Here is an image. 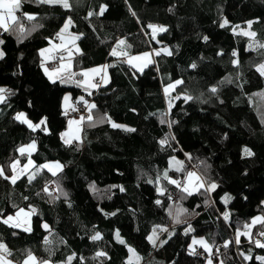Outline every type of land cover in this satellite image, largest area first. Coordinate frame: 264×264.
I'll return each instance as SVG.
<instances>
[{"label":"trees","instance_id":"obj_1","mask_svg":"<svg viewBox=\"0 0 264 264\" xmlns=\"http://www.w3.org/2000/svg\"><path fill=\"white\" fill-rule=\"evenodd\" d=\"M70 2L71 10L24 0L17 16L35 15L34 21L23 20L26 30H35L21 38L0 29V48L6 53L0 60V87L13 93L0 104V166L5 174H13L9 165L16 159L27 163L19 147L33 140L37 146L31 153L35 166L15 184L0 177V220L21 208L35 210L30 232L0 222V241L10 250L8 257L14 264H23L29 253L41 264H128L130 247L140 257L132 264H208L209 259L212 264H262L257 257H264V248L251 241L264 226L257 224L251 239L241 235L240 244H224L235 241L237 230L244 232L252 218L264 216V96L256 95L264 93V76L257 71L264 61V48L258 46L264 44V0ZM101 6H107L103 15L88 16ZM68 17L79 35L74 73L106 64L110 75L109 82L89 91L96 105L91 110L94 126L85 120L82 142L74 140L71 146L61 137L68 127L62 101L67 91L75 97L89 92L75 83L80 75L65 83L50 80L40 55L49 41L58 40L56 34ZM225 18L229 25L220 27ZM249 21L254 40L236 34L248 28ZM149 24L167 31L153 38ZM235 25L239 28L234 33ZM120 40L126 43L118 47ZM162 46L173 54L155 55L142 72L122 56L111 55L113 48L130 54ZM234 51L238 57L232 56ZM176 80L183 83L166 94L164 88ZM212 87L217 88L215 94ZM185 96L193 99L186 101ZM18 112L34 123L47 117V131H32L15 120ZM101 117L136 131L113 128ZM169 122H174L171 127ZM165 137L168 143L162 146L159 141ZM245 147L254 155L245 156ZM173 158L183 162L182 171ZM49 161L61 162L63 170L56 176L47 169L37 171ZM190 170L218 187L189 196L164 178L167 172L183 184ZM32 172L36 178L29 183ZM45 186L52 190L45 193ZM225 194L232 197L227 204ZM188 225L194 231L185 234ZM153 229L159 237L156 246L148 240ZM117 230L124 244L116 239ZM96 232L102 239L93 241ZM198 237L212 246L211 253L192 245ZM163 240L167 243L160 246ZM193 247L196 255L190 254ZM97 252L107 256L97 257Z\"/></svg>","mask_w":264,"mask_h":264},{"label":"snow or ice","instance_id":"obj_2","mask_svg":"<svg viewBox=\"0 0 264 264\" xmlns=\"http://www.w3.org/2000/svg\"><path fill=\"white\" fill-rule=\"evenodd\" d=\"M23 2H24V0H0V29H3L4 32L14 31V32L18 33L21 38H23V36L25 35L26 31H34L35 27H36V26H33L32 29L26 30L25 24L23 22L24 19H26L27 21H34L36 19L35 15L29 14V13H22V16H17V12H22V3ZM35 2L39 3V4H50V5L58 4L61 7H63L64 9H69V10H71V8L73 6L72 3L70 2V0H35ZM106 7L107 6H101L98 13L89 12L88 16H92L94 14L103 15L104 12L106 11ZM133 15H135L134 12H133ZM252 23H253L252 21L247 22L249 29L251 28ZM72 24H73V21H72L71 17H68L66 19V21L64 22L63 27L56 34L57 38L60 39L61 41H63L64 40V33L68 32V29L70 28V26ZM228 25H229V21L225 18L222 21V23L220 24V27H225V26H228ZM147 27L152 30L151 34H152L153 38H155V36H156V34L158 32L162 33V32L167 31V29L165 27H163V26L149 24V25H147ZM237 28H239V25L233 26L232 27V31L235 33ZM236 34H242V35L249 36V37H252V38H254L255 35H256L254 32H251V31H248V30H243V29L241 30L240 33H236ZM72 39H73V41L78 40L79 36H73ZM203 39L205 41H207L208 37L205 36V37H203ZM49 43L51 45L50 48L42 49L40 51V55L45 58V61H47L49 59V57L46 56V53L51 52L53 49L59 50V49L64 47L63 44L56 45L52 41H49ZM125 43H126L125 40H120L118 42V47L122 46V45H125ZM3 44H4V40L0 39V45H3ZM258 46L260 48H264V44H260ZM252 48H253V45L250 44L249 45V49H252ZM76 51L79 52L80 49L77 47ZM153 52L155 53V55H160L161 52H164L167 55H172L173 54L172 51H170L167 48H164V49H161V50L153 49ZM153 52H144V53H141L139 55L129 56L128 52H126V51H118L117 48H113L112 52H111V55L127 57L126 63L132 65L133 67H137L142 72L144 67H147L148 64H151V63L154 62L152 60V58H151L152 55H153ZM220 54H222V53H220ZM5 55H6V53L4 52V50L2 48H0V60L4 59ZM232 56L238 57V53L234 51L232 53ZM71 57H72V52H71V50H68V63L67 64L64 63L65 56L64 55H60L58 57L59 63L57 65V67H55L51 71L47 67H45L44 68L45 73L49 76L50 79H53V76H55L56 78L60 79L61 83L72 81V79H73V77L75 75H80V76L84 77V79L75 81L77 86H83L85 88V91H88L89 88H93V89L99 88V86H100L99 83H92L89 80V74L90 73L98 74V73H100L102 71H106V69L109 67V65H104L102 67L88 69V70L82 71L80 73H73L71 71V67H72V65H71ZM52 59L56 60L57 57H52ZM134 61H143V63L140 64V65H137V64L133 63ZM232 62L235 65L239 64V60L238 59H235ZM191 67L195 68L196 64H192ZM257 71H259L260 74L262 76H264V63H261V64L258 65ZM62 72H66L67 76L61 75ZM101 80H102L103 83H107L108 82L106 76L105 77H101ZM53 82H55V80H53ZM182 83H183L182 80H176L174 83L168 84L164 88L165 93L166 94H170L171 90H174L177 85H180ZM210 91L213 94H215L217 92V88L216 87H212L210 89ZM12 94L13 93H12L11 89L0 87V104L6 103L8 96L12 95ZM89 95H91V92H89ZM256 95L264 96V93H258ZM176 98L178 99L180 97H176ZM64 99H65V105H66L65 115L68 114V112H67V108L68 107H71V110L74 111V112L78 111V109L75 106L67 104V102L70 99V97L65 96ZM80 99L83 100V97H81ZM184 99L187 101V100L193 99V97L185 96ZM84 103H85V105H86V107L88 109V113H89L87 115V117L80 116L79 119H71L68 122L69 130H71L73 125H76L75 133L74 134H70V132L61 133V137L64 140V143L66 145L71 146L74 140L82 142L81 141V136H80V132H81L82 129L80 128V125L85 121V119L89 122V126H94V123H92L94 118H93V116L91 114V110L94 109L96 107V105L94 103L88 104L87 101H84ZM170 106H171V104H170ZM100 119H101V121L107 120L109 123H111V126L113 128H123V129H125L126 131H129V132L136 131V129H134V128H127L125 125H121V124H118V123H115V122L111 121L110 117H101ZM15 120L19 121L22 124L27 125V127L29 129H31L32 131H36L37 129H39L40 131H47V117L41 118L38 122L34 123L32 120H30L28 118V116H27V114L25 112H18L15 115ZM172 123H174V122H169V127H171ZM159 143L162 146L166 145L168 143V137H165L164 139L160 140ZM36 147L37 146H36L35 140H33L31 143H29V144H27L25 146L19 147L17 149L19 154L21 156H25V155L28 156L27 164L23 165V167L20 168V170L18 172L17 168L20 165V160L19 159L14 160V162L9 165V168L11 169V172L13 173L12 175H6L4 167L0 166V177H3L6 180H10L12 184H15L17 182V179L20 178V176L22 174H26L28 172L29 166H35L34 162L31 159V153L36 150ZM243 154L245 156H249V157L254 155L252 150L250 148H247V147H245L243 149ZM189 158H191V157H189ZM173 161L177 165V171H182L183 168H184L183 162L182 161H175V158H173ZM63 168H64V165H62L59 162H56L54 164L40 165L37 168V171H39L40 169H47L49 172L52 173L53 176H56L58 174V172H61L63 170ZM35 178H36V174L33 173L32 175H30L28 177V182L31 183L32 180H34ZM164 178L168 179L169 182L171 184H174L178 189H180V191L182 193H186L189 196L193 195L194 193H200L201 190H203V192H205V193L212 192V191H215V189L218 187V185L215 182L207 183L206 180L202 176L198 175L194 171H188L186 173L185 182L183 184L179 180L169 178L168 175H167V172H165ZM149 182L151 183V181H149ZM52 183H56V181H52ZM90 187L93 189V191H98L96 189V187H95V184H92ZM112 187H115V186H112ZM57 190L62 192V189L58 188ZM120 190L123 191V188L121 187ZM43 191L45 193H48L49 192L48 187L45 186ZM158 191H160L161 194H163L166 190L165 189H158ZM62 194L64 196H67L66 192H62ZM49 195H51V193H49ZM169 199H171L170 196H169ZM222 199H223V202L225 204H227L232 199V197L230 195H228V194H225V196L222 197ZM159 203H161V202L157 201V204H159ZM206 203H207V201H206ZM32 211L34 212L35 210L33 209ZM180 211L181 212H187L188 210L187 209H181ZM111 215H115V213H111ZM29 216H30V213L26 212L23 208H21V209H19V211H17L15 213V215H8L6 218H3L2 220H0V222L4 223L6 225H9L10 227L23 228V230L25 232H30L32 229H31L30 221L28 219ZM223 217H224L225 220L229 219V213L228 212L223 213ZM21 218H23V219H21ZM176 222L177 223L181 222L180 219H179V216L176 217ZM257 224H260V225L264 226V216H257L255 218H253L250 223L245 224L243 226L244 229H245L244 232H240L239 230H237L235 241H231V240L227 241L224 244V247L227 248L232 243L240 244L239 237L241 235L248 236L251 239V237H252L251 229L253 227H255ZM42 227L45 230L49 229V225L47 223H44L42 225ZM157 227H159V226H157ZM162 231L166 232L168 230L167 229H162ZM189 231H194V229H192L191 225H188V228L185 230V234H187ZM258 235L261 236V237H264V230L259 231ZM91 239L93 241H97V240L102 239V237H101L99 232H96L94 235L91 236ZM116 239L121 244L125 243V241L120 237V234H119L118 230L116 232ZM157 239H159V237L157 235L156 229H153V233H152V235H150L148 237V240L153 244V246H156ZM47 242L48 241L46 240V243ZM251 242L255 243V245L257 247L264 248V242H261V240H259V239H254ZM164 243H167V240L160 241V246H163ZM192 245H200V246L203 247L205 252H208V253L212 252V246L210 244H208L203 238H201V239H193L192 240ZM218 251H219V248H217V252ZM129 252L132 253L133 257H135V259L137 261H139L140 257L135 252V249H132V248L129 247ZM0 253H3V254H0V264H11V261L7 260L6 259V255H4V254L11 255V252L8 249L6 244L0 243ZM190 254L191 255H196L197 254L196 253V249L194 247L192 248V251L190 252ZM241 255H244V254L241 253ZM96 256L97 257H106L107 253L106 252H97ZM72 258L73 257H69V261H71ZM244 259L250 260V259H252V257L251 256H244ZM257 259L261 260L262 264H264V257H257ZM23 264H41V262L37 261V258L34 255H32L31 253H29L28 256H27V259L23 261ZM43 264H50V262L49 261H44ZM128 264H132V258L131 257L129 258ZM208 264H212V260L211 259L208 260ZM220 264H223V261H221Z\"/></svg>","mask_w":264,"mask_h":264},{"label":"rangeland","instance_id":"obj_3","mask_svg":"<svg viewBox=\"0 0 264 264\" xmlns=\"http://www.w3.org/2000/svg\"><path fill=\"white\" fill-rule=\"evenodd\" d=\"M241 30H242V28H241ZM243 30H248V31H251L252 32V30L251 29H249V28H243ZM72 34H74L73 36H79L76 32H72ZM249 37V36H248ZM250 39L251 40H254V38H252V37H250ZM77 41L78 40H75V41H73V39L72 38H69V37H67V38H65L62 42L64 43V47H63V49H64V51L63 52H60V54L61 55H64L65 56V61H64V63H68V50H71V52H72V56L76 53V48L78 47V44H77ZM54 44H57L58 43V41L57 40H54V41H52ZM51 47V45L49 44V46H47V47H44L43 49H46V48H50ZM79 48V47H78ZM164 48H167V49H169L170 51H171V48L169 47V46H162V47H153L151 50H146V51H142L141 53H144V52H153V49H155V50H161V49H164ZM80 49V48H79ZM54 50V49H53ZM53 50L51 51V52H49V53H46V56H48L49 58L52 56V53H53ZM141 53H130L129 54V56H135V55H139V54H141ZM162 54L164 53V52H161ZM54 54V53H53ZM154 55H155V53L153 52V55H152V60L154 61ZM123 57V56H122ZM123 60L126 62V60H127V57H123ZM42 61H43V65H42V69H43V71H44V68L45 67H47L50 71L52 70V69H54L55 67H57V65L55 66V67H52V68H50L49 66H48V61H49V59L47 60V61H45V58L44 57H42ZM134 64H137V65H140V64H142L143 63V61H134L133 62ZM261 63H264V61L263 62H261ZM128 64V63H127ZM152 64V63H151ZM72 65V64H71ZM130 65V64H129ZM150 64H148V66H149ZM130 66H132V65H130ZM98 67H102V65H98V66H93V67H88V69H92V68H98ZM133 67V66H132ZM136 70H138V71H140L137 67H134ZM145 68H147V67H144L143 69H145ZM88 69H86V70H88ZM71 71L73 72V70H72V67H71ZM85 71V70H84ZM102 72H100V73H98V74H92V73H90L89 74V80L92 82V83H96L95 81V77H96V75H100ZM61 75H64V76H67V73L66 72H62L61 73ZM48 76V75H47ZM95 76V77H94ZM105 76H106V78H107V81L109 82L110 81V75H109V68H107L106 69V71H105ZM49 77V76H48ZM99 77H102V76H99ZM74 78V77H73ZM58 78H56L55 76H53V79H50V80H57ZM82 79H84V77H82ZM82 79H79V80H82ZM73 81H74V79H72ZM103 83V82H102ZM85 89V88H84ZM92 90V88H89L88 89V92L89 91H91ZM83 95L84 94H79V97L81 98V97H83ZM65 96H68V97H70V99L68 100V102H67V104L68 105H72V103H71V101H73V95H72V92H70V91H67V93H66V95ZM65 96H64V98H65ZM63 98V101H62V103H63V110H64V114H65V110H66V105H65V99ZM170 103H171V100H169V105H170ZM70 111H71V107H68L67 108V112H68V114L66 115L67 117H68V121H67V124H68V122H69V120H71V119H79V118H73V117H70ZM80 128L82 129V124L80 125ZM47 129H48V125H47ZM75 131H76V125H73L72 126V128H71V130H69V124H68V127L66 128V130H64V132H70V134H74L75 133ZM64 132H62V133H64ZM81 133H82V130H81V132H80V136H82L81 135ZM31 143V142H30ZM27 144H29V143H26V145ZM25 146V145H24ZM37 149V148H36ZM20 160V159H19ZM32 161H33V159H32ZM28 162V161H27ZM34 162V161H33ZM56 162H59V161H49V162H46V163H44V164H54V163H56ZM59 163H61V162H59ZM25 164H27V163H25ZM25 164H22V162L20 161V165L18 166V168H17V171L19 172V170H20V168H22L23 167V165H25ZM43 164V165H44ZM62 164V163H61ZM33 166H29V170L28 171H30L31 170V168H32ZM28 173V172H27ZM33 174V172L31 173V175ZM263 204H264V199H263ZM26 212H29L30 213V216H29V221H30V224H31V228L33 227V224H32V218H33V213H32V210H26V209H24ZM18 211H19V209H18ZM10 215H15V213L14 214H10ZM257 216H263L262 214H258ZM257 216H255V217H257ZM254 217V218H255ZM6 218V217H5ZM21 219H23V218H21ZM253 219V218H252ZM251 222V221H250ZM249 222V223H250ZM254 228V227H253ZM252 228V229H253ZM252 229H251V231H252ZM261 230H264V228H262V229H260L259 231H261ZM201 238H203V237H198V238H196V239H201ZM205 241H206V239L205 238H203ZM207 242V241H206ZM0 243H3V242H1L0 241ZM136 252V251H135ZM0 254H3V253H0ZM4 255H6V259L7 260H9V261H11V264H14V261L10 258V257H8V255L7 254H4ZM131 258L132 259H134L135 257H133V255H132V253H131ZM50 262V261H49ZM43 264V263H42ZM50 264H55V263H52V262H50Z\"/></svg>","mask_w":264,"mask_h":264},{"label":"built area","instance_id":"obj_4","mask_svg":"<svg viewBox=\"0 0 264 264\" xmlns=\"http://www.w3.org/2000/svg\"><path fill=\"white\" fill-rule=\"evenodd\" d=\"M59 56H60V54H55L54 57H57V59L56 60L52 59V61L48 63V66L52 68V67L55 66L56 63H59V61H58V57ZM95 80H96L95 81L96 83H99L101 85V83H102L101 77L96 78ZM84 101H87L88 104H92L93 103L92 102L93 101V95L92 94L91 95H84L83 96V100H81L80 98L74 99L72 101V103H73V106H75L78 109V111L74 112V111L71 110L70 111V117H73V118H79L80 116L87 117V115L89 113H88V109H87ZM48 189L52 190L51 186H49ZM172 195H173V197H177V195L174 192L172 193ZM254 239H259V240H261V242H264V237L259 236L258 233L255 234V238Z\"/></svg>","mask_w":264,"mask_h":264},{"label":"crops","instance_id":"obj_5","mask_svg":"<svg viewBox=\"0 0 264 264\" xmlns=\"http://www.w3.org/2000/svg\"><path fill=\"white\" fill-rule=\"evenodd\" d=\"M72 32H74V31L72 30V27L70 26V28L68 29V32L64 33V39L67 38V37L72 38L73 35H74V34H72ZM57 41H58V43H57L56 45H60V44H63V45H64V43H63L60 39H58ZM62 50H64V49H63V48H61V49H59V50L54 49V50H53V53H54V54L52 53V56L49 58L48 63L52 61V57H54L55 54H60V51H62ZM60 55H61V54H60ZM154 56H155V55H154ZM72 58H73V56L71 57V64L73 63V59H72ZM48 63H47V64H48ZM104 65H106V64H103L102 66H104ZM50 68H51V67H50ZM73 73H74V71H73ZM99 76L105 77V71H102V73H101L100 75H96V77L94 76V77H95L94 79L99 78ZM81 94H82V93H81ZM72 95H73V94H72ZM76 98H77V99L80 98V97H79V94H78L77 97H75V96L73 95V100L76 99ZM71 103H72V101H71ZM72 106H73V103H72ZM63 132H64V131H63ZM190 171H193V170H190ZM194 172H195V171H194ZM22 175H23V174H22ZM22 175H21V176H22ZM184 182H185V180H184ZM184 182H183V183H184Z\"/></svg>","mask_w":264,"mask_h":264}]
</instances>
